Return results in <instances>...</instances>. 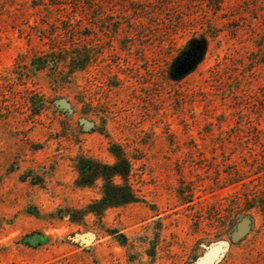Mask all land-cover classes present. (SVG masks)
Instances as JSON below:
<instances>
[{"label":"rangeland","instance_id":"1","mask_svg":"<svg viewBox=\"0 0 264 264\" xmlns=\"http://www.w3.org/2000/svg\"><path fill=\"white\" fill-rule=\"evenodd\" d=\"M36 3L0 0V264H200L216 248L211 264H264L246 203L264 175V0H94L100 53L58 94L30 62L55 16ZM191 39L203 57L174 78ZM116 149L130 172L111 191Z\"/></svg>","mask_w":264,"mask_h":264},{"label":"trees","instance_id":"2","mask_svg":"<svg viewBox=\"0 0 264 264\" xmlns=\"http://www.w3.org/2000/svg\"><path fill=\"white\" fill-rule=\"evenodd\" d=\"M37 2L39 3L34 4V8H42L41 13L45 20L52 15L55 16L53 23L43 22L47 24V28L37 26V38L45 49L33 56L30 62L37 71L46 73L57 94L62 93L74 84V75L85 71L94 56L100 53L89 48L85 28L89 14L94 12L102 15L103 10L101 5L93 3L94 0H37ZM121 19L119 17L118 20ZM113 26V31L117 32L118 24ZM204 50V41L189 40L175 60L172 76L178 79L190 73L201 61ZM115 157L116 162L113 165H104L103 171V178L111 191L117 189L113 179L119 177L125 180L130 172V162L120 149H116ZM262 159L264 161V155ZM261 171L264 172V169ZM257 181L259 183L249 190L251 197L247 198L246 203L248 209L258 207L264 214V175Z\"/></svg>","mask_w":264,"mask_h":264},{"label":"water","instance_id":"3","mask_svg":"<svg viewBox=\"0 0 264 264\" xmlns=\"http://www.w3.org/2000/svg\"><path fill=\"white\" fill-rule=\"evenodd\" d=\"M248 218H242L237 224L235 229L233 230L232 236L233 238L240 239L242 236L245 235L247 231V227L249 224ZM218 248L214 249L213 252L206 255L202 260L200 264H211L213 263L217 257H218Z\"/></svg>","mask_w":264,"mask_h":264}]
</instances>
